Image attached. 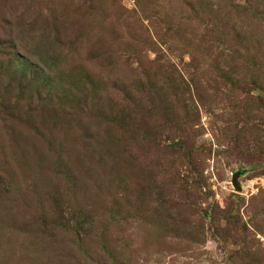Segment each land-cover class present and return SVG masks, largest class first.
<instances>
[{"label": "rangeland", "instance_id": "obj_1", "mask_svg": "<svg viewBox=\"0 0 264 264\" xmlns=\"http://www.w3.org/2000/svg\"><path fill=\"white\" fill-rule=\"evenodd\" d=\"M0 264H264V0H0Z\"/></svg>", "mask_w": 264, "mask_h": 264}, {"label": "water", "instance_id": "obj_2", "mask_svg": "<svg viewBox=\"0 0 264 264\" xmlns=\"http://www.w3.org/2000/svg\"><path fill=\"white\" fill-rule=\"evenodd\" d=\"M240 177V172H237L234 176H233V179H232V183L234 185V187L236 189H239V184H238V181H237V178Z\"/></svg>", "mask_w": 264, "mask_h": 264}]
</instances>
